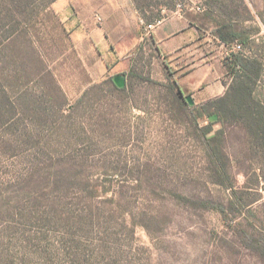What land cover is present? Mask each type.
<instances>
[{
  "label": "rangeland",
  "instance_id": "374dc122",
  "mask_svg": "<svg viewBox=\"0 0 264 264\" xmlns=\"http://www.w3.org/2000/svg\"><path fill=\"white\" fill-rule=\"evenodd\" d=\"M223 1L229 14L222 16L240 30H246L254 41L246 48L240 40L226 44L214 36L213 19H207L205 30L211 38L204 43L203 50L213 56L214 72L223 71L224 82L230 83L231 77L222 61L236 44H242L244 52L257 54L264 62V0ZM142 2L153 3L155 7L151 10L155 13L164 3L173 4L171 9L163 5V18L180 10L201 21L206 0ZM97 5L98 0H0V40L17 32L4 43L0 54V80L16 102L20 122L13 129L23 140L17 156L0 157V252L9 248L7 254L10 249L14 253L20 245L15 242L16 236L10 238L7 223L13 217H8L7 209L23 201L17 195L22 182L16 185L6 182L26 176L32 168L37 178H52L59 161L71 156L83 165L74 168L72 176H90L100 183L107 182L108 186L109 180H113V184L121 185L130 203H124L126 209L114 206L118 210L116 220L122 218L123 211L128 222L132 220L129 212L137 219L140 211L146 214L150 229L137 225L135 239L127 235L121 238L138 264H146L148 260L150 264H264L237 242L218 213L180 198L184 195L228 203L237 191L264 219V155L257 139L243 120L227 124L225 148L234 188L215 183L203 144L191 134L185 122L171 116L166 87L152 83L153 80L167 82L168 65L159 57L152 31L145 29L150 23L142 18V37L132 64L126 60L121 67L112 65L106 69L100 42L102 23L98 22L102 13ZM196 53L188 55V63L168 62L183 92L200 102V92H189L181 77L191 66L201 64ZM132 67L136 76L128 73ZM117 74H126L123 91L116 89L110 80ZM101 82L104 83L92 89L83 105L68 116L69 106ZM204 84L202 80L197 87ZM255 94L264 104V69ZM205 122L203 119L202 123ZM7 128L3 129L9 133L5 138L14 136ZM221 128L223 124H215L216 130ZM39 182L47 189L49 180ZM32 186L27 182L23 187L29 190ZM113 189L103 193L102 198L118 193L117 188V191ZM231 216L234 222L244 220L252 231H260L257 221L252 220L256 226L249 225L238 210L232 211ZM37 226H28V232L39 237ZM45 228L44 234L53 240L54 235Z\"/></svg>",
  "mask_w": 264,
  "mask_h": 264
},
{
  "label": "trees",
  "instance_id": "16d2710c",
  "mask_svg": "<svg viewBox=\"0 0 264 264\" xmlns=\"http://www.w3.org/2000/svg\"><path fill=\"white\" fill-rule=\"evenodd\" d=\"M133 1L142 18L149 23L163 19V5L170 9L174 7L171 3H164L161 5L162 7H158V11L155 13L154 10H151L155 7L153 3H143L142 0ZM204 6V12L201 21H199L200 25L205 26L207 19L212 18L216 26L213 33L215 37L225 43L240 40L244 48L254 43L246 30H240L239 27L222 16V14H229L223 0H206ZM191 15V13H187L192 21L199 20ZM15 34L17 32L5 36L6 38L1 37L0 54L3 53L4 43L11 40ZM142 46L141 44L140 49ZM244 48L242 51L233 52L223 58V66L227 75L231 77V82H226L228 87L222 96L203 102L194 101V104L191 105L178 80L173 78L175 72L167 63V82L154 80L152 82L166 87L171 102L169 107L171 116L178 117L185 122L191 134L203 144L214 182L230 189L234 188V182L230 170V160L225 148L227 124L237 119L243 120L257 139L258 146L264 155V104L255 94L258 82L263 77L264 62L257 54L244 52ZM128 73L131 76L137 75L134 67ZM113 77L110 80L115 88L120 91L125 90L126 86L119 88L114 83ZM145 79L149 81L147 78ZM103 83L95 84L86 90L75 104L69 106V109L66 110L68 116H70V112L83 105L92 89H97ZM58 91L62 93L60 89ZM61 95L63 103H65L64 99L66 101V98L63 93ZM63 103L61 102V107ZM63 116L67 117L64 111ZM17 119L16 102L12 100V97H9L5 84L0 80V157L8 158L9 155L14 157L21 150L20 144L23 145V140L19 138L18 131L13 129L20 122ZM203 119L206 120L205 123H202ZM217 123L223 124V128L216 130L215 124ZM6 127L14 136L5 138L9 134L6 130L3 131ZM59 163L55 175L49 179L41 178V176L37 178L33 168L26 172L28 173L26 176L7 179V185H16L22 182V190H18L17 195L23 201L18 206L7 209L8 217H13L7 223L9 234H11L10 238L16 236L15 242L20 245L16 247L14 253L10 249L7 254L9 248L1 251L0 264H138L129 255L128 247L122 243L121 238L127 235L129 238L135 239L137 225H143L150 229L149 224L145 221L146 214L142 215L140 211V218L137 219L134 213L129 212L132 220L128 222L124 216L125 211H123L122 218L116 220L115 215L118 210L114 206H124L126 209L124 203H130L129 198L121 191V185L113 184V180H109L108 186L107 182L106 184L100 183L90 176H72L70 173L74 168L83 166L82 162L74 157L67 156ZM33 164L37 165V162L34 161ZM262 177L264 179V172ZM39 178L40 180H37ZM45 180H49V184L46 186L48 190L44 189L43 184L39 182ZM27 182L33 184L29 190L23 187ZM115 188L118 193L115 192L109 198H102L103 193H108L112 191L111 189L117 191ZM0 195L2 196V193ZM180 198L195 207L218 213L222 221L231 228L237 242L264 262V219L256 214L250 204L246 203L237 191L233 192V197L228 203L184 195ZM234 210H238L244 215L243 217L251 226H256L252 220L257 221L260 231H252L244 220L234 222L231 216V212ZM9 224L13 226H9ZM22 225H24L23 229ZM30 225H38L36 231L40 232L41 236L36 237L28 232ZM45 225L50 228L47 226L45 228ZM44 228L54 235L53 240L44 234ZM128 245L132 248L129 243ZM147 263L150 264V261L148 260Z\"/></svg>",
  "mask_w": 264,
  "mask_h": 264
},
{
  "label": "crops",
  "instance_id": "0c3cea01",
  "mask_svg": "<svg viewBox=\"0 0 264 264\" xmlns=\"http://www.w3.org/2000/svg\"><path fill=\"white\" fill-rule=\"evenodd\" d=\"M69 6L70 3L67 7ZM72 7L73 5L71 9ZM96 8H99L102 13V16L98 15V22L102 23L103 32L100 42L105 52L102 60L108 65L105 68L108 69L112 65H115V68L121 67L126 60H131L132 64L133 53L138 48L142 37L140 23H143L134 1L98 0ZM71 17L72 15L69 16V20ZM207 34L209 32L205 30V26L202 27L199 21H192L186 12L180 10L163 18L152 30V42L156 46L159 57L167 64L170 63L168 61L188 63L190 61L188 55L198 52L195 57H198L201 64L194 68L191 66V69L181 77H184V84L189 87V92H200L202 95L200 102L222 96L228 87L224 82V72H214L213 56L203 50L204 43L210 42L211 37ZM195 57L192 60L193 64L196 62ZM110 60L112 63L109 62ZM202 80H205V84L197 87Z\"/></svg>",
  "mask_w": 264,
  "mask_h": 264
},
{
  "label": "water",
  "instance_id": "95a60500",
  "mask_svg": "<svg viewBox=\"0 0 264 264\" xmlns=\"http://www.w3.org/2000/svg\"><path fill=\"white\" fill-rule=\"evenodd\" d=\"M113 81L119 88L125 87L126 84H127L126 74H117V75H115L113 77ZM186 98H187V100L189 101V103L191 105L194 104V100H193L191 95H187Z\"/></svg>",
  "mask_w": 264,
  "mask_h": 264
},
{
  "label": "built area",
  "instance_id": "2783aa9c",
  "mask_svg": "<svg viewBox=\"0 0 264 264\" xmlns=\"http://www.w3.org/2000/svg\"><path fill=\"white\" fill-rule=\"evenodd\" d=\"M161 21H162V19L161 20H157L155 23H150V24L147 25V27L145 29H147L148 32H151L156 27V25L159 24ZM226 44H228V43H226ZM242 50H243L242 44H236L230 50V54L233 53V52H239V51H242Z\"/></svg>",
  "mask_w": 264,
  "mask_h": 264
}]
</instances>
